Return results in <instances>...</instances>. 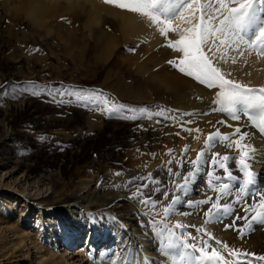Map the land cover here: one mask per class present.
Returning a JSON list of instances; mask_svg holds the SVG:
<instances>
[{"label":"bare ground","instance_id":"6f19581e","mask_svg":"<svg viewBox=\"0 0 264 264\" xmlns=\"http://www.w3.org/2000/svg\"><path fill=\"white\" fill-rule=\"evenodd\" d=\"M261 7L262 3L258 9ZM4 9L14 17L21 15L38 34L59 41L65 39L66 43L73 35L58 33L52 28L53 23L64 17L72 25L80 22L93 39L92 49L99 60L107 61L117 53L119 57L120 45L135 41L139 44L138 58L120 57L121 63L125 66L130 63L133 72L140 77L142 90L150 92L158 103L183 114L189 120L186 122L188 130L192 131L178 129L176 125L172 136L166 138V145L160 147L162 150H154V162H162L167 172L168 195L163 206L169 209L167 214L163 207L147 204L141 198L127 196L112 187L96 189L92 180L86 178L78 180L71 195L60 191L49 199L53 189L47 180L29 177L17 165L0 171V189L12 190L25 199L12 223L7 219L14 208L0 199L3 214L2 219L0 217V264H201L200 252L184 248L185 241L197 247L207 241L209 246L205 252L208 255L215 249L224 257L217 264H237L251 259L243 253L264 255V207L259 203L260 194L264 193V114L257 109L232 113L226 110V102L216 106L218 87L200 84L169 63L170 60L178 63L183 53L169 48L168 41L178 40L189 24L177 19L173 30L162 35L159 29L166 28L165 24H153L147 17L105 3V0H4ZM192 14L200 15L193 9L185 16ZM104 23L112 26L110 32L103 29ZM204 50L207 52L206 47ZM208 55L213 57V66L225 79L251 89L264 88V55L259 54L257 46L250 47L246 41L229 40L224 45L217 41ZM234 115L239 118H233ZM237 128L240 133H236ZM241 135L245 137L242 141ZM238 141L247 145L244 150L250 157L247 163L254 183L247 188H244ZM225 155L230 157L229 171L233 177L241 178L239 182L226 179L228 173L219 167ZM198 156L199 162L195 164ZM137 173H126L123 178H131L137 184L145 175ZM225 182L230 187L221 192L220 185ZM254 193L256 198L250 199ZM122 199L130 205L124 208ZM212 203L227 205L228 211L221 215L219 210H213L214 215L206 216ZM110 205L118 214L103 208ZM32 210L35 212L29 221ZM236 216L248 219H235ZM153 217H162L168 226L167 232L158 238L149 227ZM178 224L182 227L177 228ZM229 225L231 227H226ZM83 230H86L82 236L86 237L85 244L89 248L87 256L80 251H68ZM165 238L181 245L169 249L172 255L165 256L163 252L160 255L159 251L164 248H157ZM217 245L219 247L215 248ZM226 253L230 254V259L225 257Z\"/></svg>","mask_w":264,"mask_h":264},{"label":"rangeland","instance_id":"374dc122","mask_svg":"<svg viewBox=\"0 0 264 264\" xmlns=\"http://www.w3.org/2000/svg\"><path fill=\"white\" fill-rule=\"evenodd\" d=\"M69 22L64 17L52 25L58 33H71L69 42L46 38L21 15L7 13L0 0V171L17 165L27 176L47 180L53 189L49 199L60 191L71 195L78 180L86 178L96 189L112 187L163 207L168 177L163 163L154 162V150L166 145L174 126L189 131V120L145 93L130 63H121L120 57L138 58V43L127 41L120 45L119 57L117 53L107 61L99 60L81 23ZM102 27L112 30L109 23ZM172 66L182 65L176 61ZM134 171L145 173L137 184L123 178ZM0 199L12 204L7 219L12 223L25 199L2 189ZM120 201L124 208L130 205L126 199ZM103 208L118 214L113 205ZM31 212L29 221L35 211ZM149 222L155 238L167 232L162 217ZM85 232L78 233L69 252L88 255ZM112 242L117 244L115 239ZM168 243L162 239L157 248ZM229 255L225 257L230 259Z\"/></svg>","mask_w":264,"mask_h":264},{"label":"snow or ice","instance_id":"6c2138e0","mask_svg":"<svg viewBox=\"0 0 264 264\" xmlns=\"http://www.w3.org/2000/svg\"><path fill=\"white\" fill-rule=\"evenodd\" d=\"M105 3H112L121 9L139 13L147 17L153 24H165L166 28L159 29L162 35H167L168 31L173 30V22L177 19L189 24V27L182 30L178 40L175 42L169 40L167 45L169 48L183 53V59L179 60V65L182 66L178 70L189 77H194L200 84H205L209 88L218 87L220 91L217 94V102H226L227 111L235 113L237 110L257 109L264 114V88L251 89L225 79L220 71L213 66V57L208 55V53L213 52V46L217 41L224 45L229 40L233 43L246 41L250 47L257 46L259 54L264 55V7L259 9L254 7V3L261 4L264 3V0H131V2L125 3H118L117 0H105ZM193 9L200 13L199 17L194 14L186 17L185 13H191ZM193 20L198 22L193 24ZM205 47L207 52L204 50ZM169 63L175 66L174 61L170 60ZM237 106L240 108L238 109ZM233 118L238 119L239 117L234 115ZM236 133H240L239 128L236 129ZM224 139L228 140L229 137H224ZM244 139L245 137L241 135L240 140ZM237 147L241 149L240 165L243 170L244 188H247L254 183L253 174L247 163L250 157L248 152L244 150L247 145H241L238 141ZM229 159L230 157L225 155L219 167L228 173L226 179H235L239 182L241 178L233 177L227 167ZM198 162L199 156L194 163L198 164ZM212 165L217 166L215 158L212 160ZM173 175L175 176L176 173L174 172ZM190 175L191 173H189ZM217 179L224 178L217 177ZM144 186L141 185L140 187L143 188ZM229 187L230 185L225 182L220 185V190L224 192ZM256 195L254 193L249 198L255 199ZM219 199L218 196L217 201ZM147 202L145 200V203ZM237 202L239 203V201ZM259 203L261 207H264V193L260 194ZM213 210H219L223 215L228 211V206L212 203L209 211L205 213L206 216L214 215ZM164 211L167 214L169 209L165 208ZM235 219H248V217L236 216ZM176 227L182 226L178 224ZM226 227H231V225ZM209 238L211 239V237ZM216 243L219 244L220 242L217 241ZM180 246V243L170 238L163 254L165 256L172 255L173 253L169 249H176ZM208 246L207 241H204L201 247H197L195 244L189 245L186 241L183 243L184 248L191 247L194 251L200 252L201 264H217V261L224 260V257L219 256L215 249L208 255L205 252ZM225 247L227 246L225 245ZM242 255L250 256L251 259L238 261L237 264H264V255L254 253H243Z\"/></svg>","mask_w":264,"mask_h":264}]
</instances>
